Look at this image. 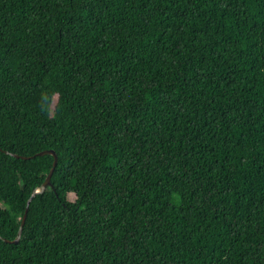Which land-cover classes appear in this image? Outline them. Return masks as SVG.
I'll use <instances>...</instances> for the list:
<instances>
[{"label":"trees","instance_id":"1","mask_svg":"<svg viewBox=\"0 0 264 264\" xmlns=\"http://www.w3.org/2000/svg\"><path fill=\"white\" fill-rule=\"evenodd\" d=\"M0 148V264H264V0H0Z\"/></svg>","mask_w":264,"mask_h":264},{"label":"water","instance_id":"2","mask_svg":"<svg viewBox=\"0 0 264 264\" xmlns=\"http://www.w3.org/2000/svg\"><path fill=\"white\" fill-rule=\"evenodd\" d=\"M0 150H2V148H0ZM4 152L7 153V154H10V155H12V156H14V157H16V158H22V159H28V158H30V157H25V156H20V155H17V154H13V153H10V152H8V151H4ZM45 155H52V156L54 157L53 167H52V169H51L49 175L47 176V178H46L44 184H43V185L41 186V188H40L39 190H37V191L33 194V196L29 199L28 204H27V208H26V211H25L24 217H23V219H22V222H21V225H20V229H19V232H18V235H17L16 239L13 240V241H10V240H7V239H4V241L7 242V243H15V244H16V243H19V241L21 240V237H22V233H23L24 226H25V224H26L27 217H28V212H29L30 204H31L33 198H34L37 194H39V193H43V192L46 190L47 187H49V186H53V185H52V176H53V174H54V172H55V169H56V167H57V165H58L59 157H58L57 152H56L55 150H45V151H42V152L37 153L34 157H37V156H45Z\"/></svg>","mask_w":264,"mask_h":264}]
</instances>
